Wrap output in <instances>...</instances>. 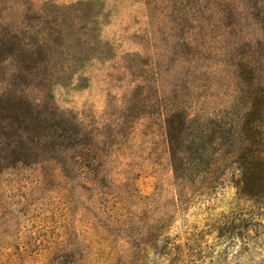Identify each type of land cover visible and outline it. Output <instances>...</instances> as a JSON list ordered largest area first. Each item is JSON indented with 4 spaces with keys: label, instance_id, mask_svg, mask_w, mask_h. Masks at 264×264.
I'll return each mask as SVG.
<instances>
[{
    "label": "rangeland",
    "instance_id": "374dc122",
    "mask_svg": "<svg viewBox=\"0 0 264 264\" xmlns=\"http://www.w3.org/2000/svg\"><path fill=\"white\" fill-rule=\"evenodd\" d=\"M0 264H264V0H0Z\"/></svg>",
    "mask_w": 264,
    "mask_h": 264
}]
</instances>
